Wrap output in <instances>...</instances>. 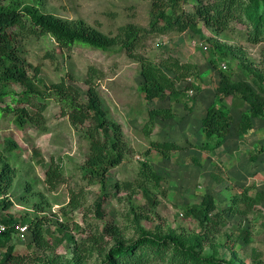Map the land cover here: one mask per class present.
Listing matches in <instances>:
<instances>
[{
	"label": "rangeland",
	"instance_id": "1",
	"mask_svg": "<svg viewBox=\"0 0 264 264\" xmlns=\"http://www.w3.org/2000/svg\"><path fill=\"white\" fill-rule=\"evenodd\" d=\"M7 1L0 0V5ZM41 1L44 11L67 20L83 19L109 36H115L121 26L128 24L150 28L152 3L149 0ZM180 11L193 12L194 7L182 4ZM248 31L241 23L219 31L199 22L196 29L184 33H155L143 38L138 53L154 62L159 64L172 57L198 67V77L188 79L189 83H179L178 88L185 89L192 83L199 90L186 91L180 103L147 102L141 91L144 79L139 64L118 46L114 52L86 46L67 50L49 36L21 40L17 44L26 62L27 75L33 78L41 92L65 79L82 92L85 101L89 68H95L98 72L95 86L110 124V134L114 136L119 131L125 142L122 162L109 170L102 186L85 174L83 167L89 143L62 115L55 99L46 102L41 130L32 125L21 129L11 114L0 118V155L10 160L15 171L13 185L5 196L12 206L0 209V216H10L16 221L12 227V243L15 244L14 254L24 258L20 264H51L50 260L55 264H101L102 254H106L117 240L129 244L137 239L138 220L144 229L153 233L200 236L203 230L198 221L188 219L186 214L195 206L201 207L206 196H212L215 201L216 210L210 214L213 220L207 223V228L219 256L235 258L236 264H264V201L252 212H246L242 201L237 205L233 202L244 189H250L249 194L255 196L260 179L264 186V161L261 166L257 164L263 168L258 173L253 168L257 167L256 161L251 160L257 150L264 148V120L256 119L253 136H245L246 143H238L237 126L246 108L238 100L229 98L225 104L235 116L229 136L231 141H227L228 148L233 149L232 158L225 149L218 153L199 149L204 141L202 120L209 106L218 100L220 72L228 73L233 81H244L257 89L249 74H254L252 70L264 71V39L253 44L248 40ZM208 38L229 46L233 56L220 57L213 51ZM212 58L216 66L210 63ZM9 91L20 94L24 88L12 86ZM32 103L39 106L34 98ZM8 104L16 106L12 97L2 103L3 106ZM159 107H171L175 118L157 119L147 135L144 128L149 122V110ZM7 139L14 142V149L6 144ZM152 141L174 142L182 149L165 159L151 148ZM263 154L258 153V156ZM52 161L65 171L54 190L47 183ZM144 163L150 165L151 171L146 170ZM151 172L156 176H151ZM116 184L120 188L117 189ZM127 184L129 189L125 187ZM216 213H220L221 218L213 217ZM37 217L44 219V228L49 230L45 235L49 249L45 252L31 243L32 236L25 242L17 236L18 226H30ZM107 225L117 226L120 234H109L104 243L94 245V236ZM59 228L69 233L72 240L63 238L64 233ZM246 236L248 242L241 239ZM83 249H87V253H83ZM35 257L41 260L34 262ZM142 264L168 263L149 255Z\"/></svg>",
	"mask_w": 264,
	"mask_h": 264
},
{
	"label": "trees",
	"instance_id": "2",
	"mask_svg": "<svg viewBox=\"0 0 264 264\" xmlns=\"http://www.w3.org/2000/svg\"><path fill=\"white\" fill-rule=\"evenodd\" d=\"M149 1L152 3L149 30L128 24L121 26L115 36L104 34L83 19L67 20L44 11L41 0L33 2L9 0L0 5V118L4 114H11L15 117V124L21 129L32 125L41 130L46 102L55 99L62 115L68 118L71 125L83 134L89 143V154L83 167L85 174L102 186L105 185L109 170L122 162L125 142L119 131L114 136L110 134V124L106 119V112L101 107L95 86L97 70L93 67L89 68L86 78L89 88L85 101L82 100V92L71 83L68 84L65 79L52 84L46 92H41L36 88L33 78L27 75L26 62L17 45L21 40L49 36L59 47L67 50H72L75 46H86L104 52H114V48L118 46L120 51H125L139 64L140 75L144 79L141 91L147 102L170 100L180 103L186 91L199 90L192 83L187 84L185 89L178 88L179 83L187 82L192 77H198V67L190 63H181L172 57L158 64L138 53V46L145 36L173 31L184 33L190 29H196L199 22L219 31H226L232 24L241 23L247 26L248 40L251 43L258 44L264 39V0ZM182 4H192L194 11H180ZM207 40L213 45V51L220 57L233 56V51L229 46L211 38ZM210 63L217 65L213 58ZM251 73L254 74H249V78L257 89L247 82L233 81L228 73L220 72L221 79L216 94L218 100L209 106L206 117L202 120L204 141L199 146L201 152H215L224 146L231 135L235 116L225 104L227 99L238 100L243 105L242 107L246 108L237 126V136L243 138L250 135L254 130V120H264V71L252 70ZM12 86L23 87L24 91L20 94L10 92ZM7 97H12L13 105L16 106L11 104L3 106L2 103ZM32 98L39 106L32 103ZM22 103L26 106H20ZM173 118H175V112L171 107L149 110V122L144 128L145 134H150L157 119ZM112 126L119 130L115 124ZM6 144L11 150L15 147L10 139L6 140ZM151 148L165 159H169L172 152L182 149L178 144L167 141H152ZM261 152L264 153V148L257 150L251 160L255 162L259 157L258 153ZM143 165L146 170L151 171L148 163ZM64 175L63 167L52 161L47 172V183L51 190L56 189ZM151 176L156 175L151 172ZM14 178L15 171L10 160L0 155V197H3L0 201V209L2 210H7L12 206L11 202L5 200V196L12 187ZM125 187L129 189L130 185L127 184ZM116 188H120V185L116 184ZM249 191L250 189H244L242 194L233 199L234 205L242 201L246 212L254 211L255 207L264 201V192H257L255 196H251ZM214 202L212 196H206L201 207L195 206L186 214L188 219L198 221L204 231L200 236L183 237L173 232L153 233L144 229L138 220L136 223L137 232L139 231L137 239L129 244L117 240L106 254H102L101 264H142L149 255L160 257L168 264H236L235 258L227 259L219 256L218 247L212 243L209 236L210 230L207 228V223H212L213 218L210 214L216 210ZM233 206L231 208H234ZM219 214L216 213L213 217L219 219L221 218ZM2 221L8 225L9 229L0 237V249L2 250L0 264H20L24 258L14 254L15 244L12 243L14 241L12 227L16 221L10 216L3 217ZM26 223L27 220L24 221V224ZM29 225L28 239L32 236L31 243L38 250L47 251L49 244L45 235L49 233V230L44 228V219L37 217ZM59 231L64 233L63 238L72 240V236L65 233L62 228H59ZM119 232L117 226L107 225L100 234L97 233L94 236L96 243L93 244L104 243L109 234L119 235ZM245 234H248V231H245ZM246 237L241 239L248 242V237ZM206 248H210V251ZM83 251L87 253L88 250L83 249ZM40 260L41 258L35 257L34 262ZM50 262L55 264L53 260Z\"/></svg>",
	"mask_w": 264,
	"mask_h": 264
},
{
	"label": "crops",
	"instance_id": "3",
	"mask_svg": "<svg viewBox=\"0 0 264 264\" xmlns=\"http://www.w3.org/2000/svg\"><path fill=\"white\" fill-rule=\"evenodd\" d=\"M256 120H254V126H256V122H255ZM252 135H250V136H253V132L251 133ZM237 136V135H236ZM248 137H249V135H248ZM231 139V137H229L228 138V140L227 141H231L230 140ZM237 139H238V143H246V138L245 137H243V138H241V137H239V136H237ZM237 143V144H238ZM227 147V148H226ZM223 149H225V150H227V154H228V156L229 157H231V156H233L232 155V153H233V149H231V148H228V146H227V142L224 144V146L223 147H221L220 149H218V150H216L215 152H213V153H218V151L220 150H223ZM235 150H236V152L237 153H239V151H238V147H236L235 148ZM200 154H202V153H200ZM207 157V156H206ZM260 158H258L257 160H256V163H255V165L257 166V164L258 165H263V163H261L262 161H264V154L263 155H260L259 156ZM232 158V157H231ZM254 165V166H255ZM260 166H257V167H253L254 168V171H256V172H258L259 173V171H262V169L263 168H260ZM249 172V171H248ZM213 173V172H212ZM211 173V174H212ZM261 173V172H260ZM210 174V175H211ZM256 176L259 178L260 177V175H258V174H256ZM260 178H262V177H260ZM261 180V179H260ZM259 180V183H257V187H258V192H264V186H263V184H262V180L260 181ZM258 181V180H257ZM229 190V189H228Z\"/></svg>",
	"mask_w": 264,
	"mask_h": 264
},
{
	"label": "built area",
	"instance_id": "4",
	"mask_svg": "<svg viewBox=\"0 0 264 264\" xmlns=\"http://www.w3.org/2000/svg\"><path fill=\"white\" fill-rule=\"evenodd\" d=\"M3 199V197H0V201ZM7 217V216H5ZM3 217L0 216V237L7 232V230L9 229L8 225H6L3 221H2ZM17 236L18 238L25 242L28 239V234H29V226L28 225H20L17 228ZM2 257V250L0 249V259Z\"/></svg>",
	"mask_w": 264,
	"mask_h": 264
}]
</instances>
